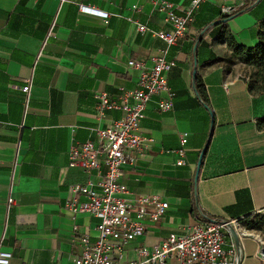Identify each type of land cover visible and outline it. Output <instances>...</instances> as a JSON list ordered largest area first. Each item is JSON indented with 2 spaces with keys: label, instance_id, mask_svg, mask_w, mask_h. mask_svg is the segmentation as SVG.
<instances>
[{
  "label": "crops",
  "instance_id": "obj_1",
  "mask_svg": "<svg viewBox=\"0 0 264 264\" xmlns=\"http://www.w3.org/2000/svg\"><path fill=\"white\" fill-rule=\"evenodd\" d=\"M163 1L178 14L189 6L188 0H0V249L12 253L9 264H75L86 248L84 239L96 240L99 220L66 208L70 188L89 178L69 166L68 151L123 116L114 110L98 119L95 93L117 99L135 89L140 72L129 61L150 67L151 58L161 55L176 62L168 74L172 108L158 110V97L149 105L141 127L153 146L123 168V182L133 196H158L169 208L160 222L147 223L145 234L113 264H143L137 248H152L194 223V178L209 140L198 177L201 208L234 225L241 264H264V129L258 128L264 93L251 92L250 65L238 58L219 60L232 54L230 36L238 44L256 45L264 0L202 3L189 23L196 34L174 46L154 35L172 29ZM247 4L251 9L224 28L212 25ZM80 5L108 15L81 12ZM138 24L146 30L138 31ZM195 64L215 113L213 128L194 91ZM27 85L31 100L25 112ZM183 133L189 134L186 162L179 166L175 150ZM9 197L16 203L7 209ZM226 240H233L231 234Z\"/></svg>",
  "mask_w": 264,
  "mask_h": 264
},
{
  "label": "built area",
  "instance_id": "obj_2",
  "mask_svg": "<svg viewBox=\"0 0 264 264\" xmlns=\"http://www.w3.org/2000/svg\"><path fill=\"white\" fill-rule=\"evenodd\" d=\"M188 1V7L180 8L181 14L175 12L178 8L173 4L161 3L165 20L172 29L154 35L169 46L178 45L184 38L196 34L189 26L193 12L210 0ZM80 10L103 17L108 15L84 5H80ZM223 13L226 15L229 10L225 8ZM137 30L143 32L146 27L138 24ZM128 64L140 72L135 89L122 91L117 99H112L104 91L95 93L98 119L114 110L122 112L123 116L109 126L97 129L95 139L71 145L68 151L69 166L81 169L89 178L84 184L70 188L66 208L74 216L86 213L99 220L96 240L91 243L84 239L86 248L76 257L75 264H113L115 257H121L130 242L145 234L147 223L160 222L169 208V203L158 196H133L123 182V168L134 165L138 155L153 146L154 140L142 132V122L156 97L158 110H171L174 92L168 74L176 62L161 55L151 58L150 67L137 60H130ZM22 91L27 112L31 100L30 86H24ZM24 127V124L20 125V129ZM188 136V133L181 135V147L175 150L179 166L186 162ZM15 203V198L9 197L7 209ZM227 233L230 234L226 224L196 217L194 223L185 225L181 232L169 234L152 248L140 246L136 251L143 264H168L170 261L177 264H237L238 250L233 240L227 242ZM11 257L12 253L0 249V264H9Z\"/></svg>",
  "mask_w": 264,
  "mask_h": 264
},
{
  "label": "trees",
  "instance_id": "obj_3",
  "mask_svg": "<svg viewBox=\"0 0 264 264\" xmlns=\"http://www.w3.org/2000/svg\"><path fill=\"white\" fill-rule=\"evenodd\" d=\"M250 9H251V6L247 4L241 9H239L238 11L234 12L233 14L226 15L223 18H227V19L235 18L249 11ZM224 25H225L224 23L218 24V26H221L222 28L225 27ZM223 32L224 30H222L221 34L219 35V39H224V36L222 34ZM227 42H228V45L233 49L232 54L224 58H219V60L227 62V63H231L235 58H238L242 60L244 63H246L247 65H250L258 69L257 72H253L251 75V78H255L256 84L249 85V88L251 92H254V93L257 92V93L263 94L264 93V22L260 25V29L258 31V42L256 43V45L252 47H247V46L238 44L235 38L232 36L228 37ZM193 87H194V91L197 97L200 99L202 104L210 112L212 121H213V127H214L216 124L215 113L213 111L208 92L205 86L203 85V83L201 82L200 75L198 72H196L195 79L193 82ZM258 128L261 130L264 129V118L258 121ZM207 151H208V148L203 153V159H202L201 166L203 165ZM192 212L195 215H197L199 218H201L202 220L208 222L207 219H205L204 217L200 215V213L194 206H193ZM220 221H223V220H220Z\"/></svg>",
  "mask_w": 264,
  "mask_h": 264
},
{
  "label": "water",
  "instance_id": "obj_4",
  "mask_svg": "<svg viewBox=\"0 0 264 264\" xmlns=\"http://www.w3.org/2000/svg\"><path fill=\"white\" fill-rule=\"evenodd\" d=\"M259 1L260 0H256V3L259 2ZM232 19L233 18H230V19L222 18L221 20H218V21L213 22L212 25H218L220 23H227L228 21H230ZM196 47H197V45L195 46V50H196ZM196 72H197V66L195 64L194 71H193V79H195ZM193 82H194V80H193ZM212 128H213V124H212ZM209 142H210V140L207 142V144L203 148L202 153H201L200 158H199V161H198V165H197V172H196V175H195V178H194V184H193V199H194V204H195L196 209L200 213V215L202 217H204L205 219H207L208 221L213 222V223H223V224H226V226H227V228H228V230H229V232H230V234H231V236H232V238H233V240H234V242L236 244L237 250H238V261H237V264H241V261H242V252H241V247H240V239H239L238 233H237L234 225L230 221H225V220L220 221L217 218H212L209 214H207L201 208V205H200V202H199V195H198V177H199V170L201 168V163H202V159H203V153L208 148Z\"/></svg>",
  "mask_w": 264,
  "mask_h": 264
},
{
  "label": "rangeland",
  "instance_id": "obj_5",
  "mask_svg": "<svg viewBox=\"0 0 264 264\" xmlns=\"http://www.w3.org/2000/svg\"><path fill=\"white\" fill-rule=\"evenodd\" d=\"M258 71V69H256V68H254V67H252L251 66V72L250 73H248V75H247V77H248V84L249 85H255L256 84V80H255V78H251V75H252V73L253 72H257ZM256 94H260V93H257L256 92Z\"/></svg>",
  "mask_w": 264,
  "mask_h": 264
}]
</instances>
